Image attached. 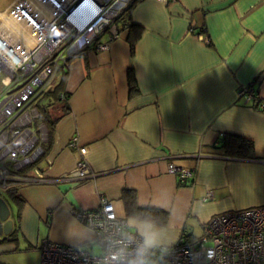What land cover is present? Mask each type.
Instances as JSON below:
<instances>
[{"label": "crops", "instance_id": "1", "mask_svg": "<svg viewBox=\"0 0 264 264\" xmlns=\"http://www.w3.org/2000/svg\"><path fill=\"white\" fill-rule=\"evenodd\" d=\"M17 1L0 0L1 28ZM131 20L143 27L134 56L125 29L109 49L89 48L64 68L69 109H53L58 121L37 163L50 177L69 173L79 159L69 142L78 136L97 176L17 184L19 198L0 188L12 221L0 235V264H39L47 240L100 251L72 210L95 208L102 198L150 246L171 244L184 231L200 235L214 214L264 206V110L239 95L252 84L264 100V0H140ZM0 39L9 48L7 30ZM130 67L139 86L133 96ZM224 134L252 140L254 154L226 155L217 147ZM171 161L195 177L181 183ZM125 189L136 192L138 206L167 212V222L128 216ZM210 190L213 198L203 199Z\"/></svg>", "mask_w": 264, "mask_h": 264}, {"label": "built area", "instance_id": "2", "mask_svg": "<svg viewBox=\"0 0 264 264\" xmlns=\"http://www.w3.org/2000/svg\"><path fill=\"white\" fill-rule=\"evenodd\" d=\"M132 1L40 0L52 12L47 21L27 5V0L14 3L11 11L23 21L29 20L39 38L35 47L23 54L12 47L6 50L15 61L12 67L0 61V73H6L8 87L0 95V188L22 183H77L97 176L86 158L88 147L78 136L69 142L79 154L73 170L50 177L37 167L49 141V129L40 119L36 99L52 87L57 73L69 66L72 57L89 48H110V42L120 37L116 20ZM2 29L6 31L0 25V33ZM239 95L264 110V100L252 84L242 86ZM62 97L65 99L64 93ZM168 169L181 183L195 177L194 169L173 161ZM213 196L210 190L203 199ZM72 213L94 231L100 251L47 240L40 246L39 264H264V206L214 214L203 224L200 235L184 231L171 244L155 246L132 229L129 218L120 216L108 198H102L95 208L73 209Z\"/></svg>", "mask_w": 264, "mask_h": 264}, {"label": "trees", "instance_id": "3", "mask_svg": "<svg viewBox=\"0 0 264 264\" xmlns=\"http://www.w3.org/2000/svg\"><path fill=\"white\" fill-rule=\"evenodd\" d=\"M140 0H133L131 5L122 12L117 18L116 22L120 33L127 29L128 35L127 40L131 46L132 56L136 53V45L143 33V27L132 22L131 20V9ZM202 32V31H200ZM198 34V33H196ZM64 70V68L62 69ZM67 73L64 70L63 77L59 83H56L48 90L43 91L36 99V105L38 106L41 117L40 119L46 123L49 129V141L45 146V152L48 150L51 138L54 131L55 123L58 121L57 118L53 117L55 107L60 106L62 111L69 109L68 97L69 95L64 91L63 84ZM128 82L130 87L131 96L139 92V86L135 77L133 67L129 68L128 71ZM65 94V99L62 94ZM257 107V106H256ZM258 108V107H257ZM259 109V108H258ZM219 145L226 155H253L254 154V143L252 140L232 134H224L220 137ZM27 171V170H24ZM7 189L14 198H19L17 194V184H12ZM137 194L134 190L125 189L122 193V199L125 201L128 209V216L132 215L138 219H144L151 222L166 223L168 219L167 212L153 208V207H140L137 204Z\"/></svg>", "mask_w": 264, "mask_h": 264}, {"label": "bare ground", "instance_id": "4", "mask_svg": "<svg viewBox=\"0 0 264 264\" xmlns=\"http://www.w3.org/2000/svg\"><path fill=\"white\" fill-rule=\"evenodd\" d=\"M27 1V5L30 8H34L39 16L43 17L46 21L52 17L50 8L40 2V0ZM5 23L6 24H4L3 28L7 30V34H10L12 40L9 47H12L20 54L31 51L35 47L39 35L34 32L33 25L29 20L23 21L16 11H10L8 14V20L5 21ZM7 46L3 42H0V61L4 64L3 66L12 67L15 61L6 54V50L8 49Z\"/></svg>", "mask_w": 264, "mask_h": 264}, {"label": "water", "instance_id": "5", "mask_svg": "<svg viewBox=\"0 0 264 264\" xmlns=\"http://www.w3.org/2000/svg\"><path fill=\"white\" fill-rule=\"evenodd\" d=\"M10 207L8 203L0 197V235L3 232L10 233L12 227V221L10 218ZM3 221L5 224H3Z\"/></svg>", "mask_w": 264, "mask_h": 264}, {"label": "rangeland", "instance_id": "6", "mask_svg": "<svg viewBox=\"0 0 264 264\" xmlns=\"http://www.w3.org/2000/svg\"><path fill=\"white\" fill-rule=\"evenodd\" d=\"M5 78H6V73L2 71L0 73V95L3 94L8 89V87L5 85ZM56 83L57 81H54L52 86L55 85ZM93 251L98 252L99 250L97 247H95Z\"/></svg>", "mask_w": 264, "mask_h": 264}]
</instances>
